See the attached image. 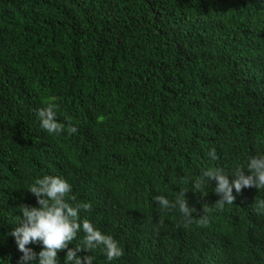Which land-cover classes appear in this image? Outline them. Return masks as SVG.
<instances>
[{"label": "trees", "instance_id": "obj_1", "mask_svg": "<svg viewBox=\"0 0 264 264\" xmlns=\"http://www.w3.org/2000/svg\"><path fill=\"white\" fill-rule=\"evenodd\" d=\"M49 104L59 135L40 128ZM260 154L264 0H0V264H19L13 221L44 175L121 247L80 246L92 264H264V189L220 209L204 175L231 182Z\"/></svg>", "mask_w": 264, "mask_h": 264}, {"label": "clouds", "instance_id": "obj_2", "mask_svg": "<svg viewBox=\"0 0 264 264\" xmlns=\"http://www.w3.org/2000/svg\"><path fill=\"white\" fill-rule=\"evenodd\" d=\"M37 115L40 128L49 135H59L64 131V125L57 120L56 105L49 104L39 109ZM67 131L75 133L77 129L68 127ZM208 156L214 161L215 150L209 151ZM245 169L248 174H245ZM204 175L214 179L216 193L223 194L220 209L232 201L241 207L245 202L241 201L244 200L240 192L242 188L264 189V154L250 156L245 164L234 167L231 182L228 175L219 168L209 167ZM67 181L59 176L44 175L28 185L27 190L36 197L39 207L21 206L13 221L14 230L11 235L22 253L19 264H60L58 252L66 249L63 264H92L93 256L82 258L77 255L82 245L89 252L99 249L108 262L122 256L121 247L111 236L102 233L88 220L81 219V211L89 210V203L70 205L66 201L70 195L66 196L72 191V186ZM196 186H201L200 180H197ZM155 199L161 207H169V201L164 196H157ZM257 208L264 209V200L258 203ZM179 210L185 215L188 212L183 202L180 203ZM234 213H239V210ZM216 240L223 241L224 237ZM37 243L40 245L39 252L27 247ZM68 245L77 248L70 249Z\"/></svg>", "mask_w": 264, "mask_h": 264}]
</instances>
